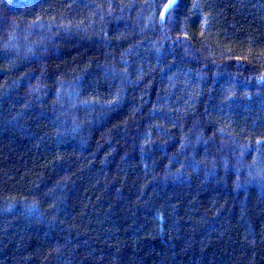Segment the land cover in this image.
Wrapping results in <instances>:
<instances>
[{
  "label": "trees",
  "instance_id": "trees-1",
  "mask_svg": "<svg viewBox=\"0 0 264 264\" xmlns=\"http://www.w3.org/2000/svg\"><path fill=\"white\" fill-rule=\"evenodd\" d=\"M0 264H264V0H0Z\"/></svg>",
  "mask_w": 264,
  "mask_h": 264
}]
</instances>
